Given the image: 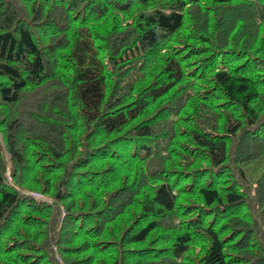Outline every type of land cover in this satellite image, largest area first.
I'll list each match as a JSON object with an SVG mask.
<instances>
[{"label":"trees","instance_id":"obj_1","mask_svg":"<svg viewBox=\"0 0 264 264\" xmlns=\"http://www.w3.org/2000/svg\"><path fill=\"white\" fill-rule=\"evenodd\" d=\"M0 264H264V0H0Z\"/></svg>","mask_w":264,"mask_h":264},{"label":"built area","instance_id":"obj_2","mask_svg":"<svg viewBox=\"0 0 264 264\" xmlns=\"http://www.w3.org/2000/svg\"><path fill=\"white\" fill-rule=\"evenodd\" d=\"M37 196V195H36Z\"/></svg>","mask_w":264,"mask_h":264}]
</instances>
